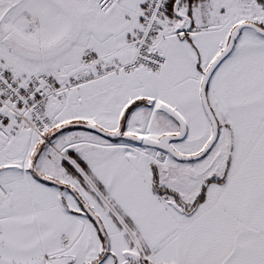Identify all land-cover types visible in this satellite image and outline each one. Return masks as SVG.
I'll return each mask as SVG.
<instances>
[{"label":"snow or ice","instance_id":"snow-or-ice-1","mask_svg":"<svg viewBox=\"0 0 264 264\" xmlns=\"http://www.w3.org/2000/svg\"><path fill=\"white\" fill-rule=\"evenodd\" d=\"M0 264H264V0H0Z\"/></svg>","mask_w":264,"mask_h":264}]
</instances>
